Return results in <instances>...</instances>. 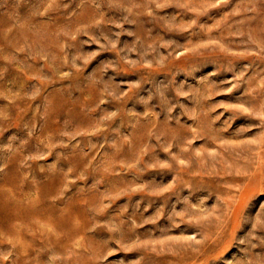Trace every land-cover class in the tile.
<instances>
[{
  "label": "rangeland",
  "instance_id": "obj_1",
  "mask_svg": "<svg viewBox=\"0 0 264 264\" xmlns=\"http://www.w3.org/2000/svg\"><path fill=\"white\" fill-rule=\"evenodd\" d=\"M0 264H264V0H0Z\"/></svg>",
  "mask_w": 264,
  "mask_h": 264
}]
</instances>
